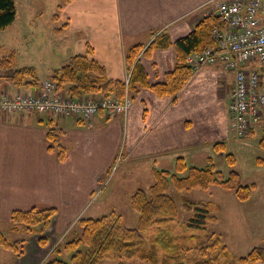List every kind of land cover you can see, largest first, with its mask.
<instances>
[{
    "label": "crops",
    "instance_id": "obj_1",
    "mask_svg": "<svg viewBox=\"0 0 264 264\" xmlns=\"http://www.w3.org/2000/svg\"><path fill=\"white\" fill-rule=\"evenodd\" d=\"M217 1L71 0L62 5L63 27L56 28L61 39L57 53L63 59L34 67L42 82L90 45L91 57L106 68L109 78L123 80L129 46L147 42L157 29L168 31L173 40L186 35ZM175 61L173 47L155 50L143 61L149 81H163ZM232 87V73L212 64L195 72L175 101L141 88L126 116L100 112L87 121L47 112H0V222L8 221L15 209L54 207L57 215L49 229L53 225L61 233L70 221L94 212L91 207L98 205L121 151L122 161L135 166L132 178L118 182L123 186L130 180L136 188L153 183L154 168L173 170L179 156L190 163L205 158L206 149H215L214 144L225 142L233 131L228 112ZM20 91L32 90L1 79L0 93ZM50 127L61 132L67 149L64 161L50 148ZM143 180L151 183L146 187Z\"/></svg>",
    "mask_w": 264,
    "mask_h": 264
},
{
    "label": "trees",
    "instance_id": "obj_2",
    "mask_svg": "<svg viewBox=\"0 0 264 264\" xmlns=\"http://www.w3.org/2000/svg\"><path fill=\"white\" fill-rule=\"evenodd\" d=\"M70 1L63 0V4ZM16 17L15 0H0V29L13 24ZM221 26L217 15L205 14L188 34L175 40L168 31L157 29L150 33L147 42L129 46L125 52V62L130 74V95L134 97L141 88L147 87L159 96H170L175 101L194 72L187 64V56L207 46H216L212 31L214 27ZM169 47L175 49V64L166 72L163 81L151 83L143 61L155 50ZM92 53L93 48L88 45L85 54L73 55L67 63L54 70L49 78L70 96L124 97L125 81L109 78L106 68L91 57ZM2 78H8L14 86L30 88L32 91H39L43 82L34 66H16L13 51L9 55L0 56V81ZM47 137L51 142L50 148L57 151L60 161H64L67 149L61 142V132L50 127ZM259 145L264 148V133ZM214 148L222 151L224 142H216ZM226 159L231 165L236 163L232 153H227ZM152 175L153 183L148 188L139 186L130 198V207L139 215L136 227L125 225L122 214L116 209L100 217L83 216L78 219L80 232L74 238L67 239L62 247L54 248L55 252L52 251L51 257L42 261V264H100L106 258H112L117 264H129L132 259L150 264L264 263V246H256L246 255L237 257L216 232L202 231L186 236L177 234L175 230L179 209L175 198L168 193L172 186L177 190L189 191L196 188L207 189L218 184L224 190H234L240 200L247 201L256 183L244 184L241 174L234 169L226 177L216 169L212 157H208L207 163L199 167L179 156L173 170L154 168ZM181 201L183 209L191 213L183 225L192 229L206 230L209 220L218 218L216 213L221 210V206L212 201L194 200L187 196H182ZM56 215L57 209L54 207L15 209L10 215L11 228L14 233H19L24 226L29 234L38 235V243L45 246L48 238L44 234ZM149 229H153L154 234L147 239L144 232ZM25 247V238L11 241L0 228V248L21 257ZM62 252L69 254V258H62Z\"/></svg>",
    "mask_w": 264,
    "mask_h": 264
},
{
    "label": "rangeland",
    "instance_id": "obj_3",
    "mask_svg": "<svg viewBox=\"0 0 264 264\" xmlns=\"http://www.w3.org/2000/svg\"><path fill=\"white\" fill-rule=\"evenodd\" d=\"M15 3L17 7L16 20L7 28L0 29V56L9 55L13 51L17 67L32 65L39 67V69L46 62L48 63L49 60L52 62L62 60L63 55L57 53L59 51L58 45L60 44L58 39L60 38L56 28L63 27L62 19L59 18L63 9L60 7L64 3L63 0H15ZM132 100L134 101V99ZM263 133L264 116L256 124V127L250 130L243 139H238L232 131L224 142L222 151L219 152L212 148L206 149L205 151H208V154L206 153L207 156L205 155V158H199V160L193 162L195 165L202 167L206 163L207 158L212 157L216 169L223 172L226 177L229 175L230 170L234 169L241 174L244 184L256 183L247 201L240 200L234 190H224L218 184L212 185L207 189L196 188L189 191L177 190L172 186L168 193L175 198L179 209L177 230H175L177 234L186 236L187 234L202 231L216 232L220 235L223 243L237 257L246 255L256 246H264V148L259 145ZM227 153L234 154L236 158L234 165L227 162ZM123 159L124 157L122 156ZM121 161L115 165L113 172L110 173V182L97 199L98 205L91 207L95 208L94 212L90 210L87 212V215L90 217H100L116 209L122 214L125 225L136 227L139 215L130 207V198L136 189V185L131 184L133 181L130 180L123 186L118 182L125 183L127 176L132 178L134 176L133 169L135 165ZM143 177L145 178V176ZM104 182L106 185L107 181ZM143 182L145 186L151 183L147 180H143ZM117 192L119 195L113 197L112 194ZM182 196L219 204L221 210L216 213L218 218L209 220L206 230L192 229L184 226V221L191 213L183 209ZM83 216L70 221L61 233L58 230H54L56 228L52 225V228L44 234L48 238L45 246H41L38 243V235L29 234L24 226L21 227L19 233H14L11 228L10 217L8 221L0 222V228L6 233L9 240L26 239L25 252L21 257H18L9 250L0 248V264H42V260L44 261L51 257L52 251L59 248V246L62 247L67 239L74 238L77 232H80L81 227L78 225V219ZM153 234V229L144 232V236L147 239ZM31 254L33 257L29 260V257L32 256ZM62 254V258H69V254L65 255L64 252ZM100 264H117V261L112 258H106ZM129 264L150 263L132 259ZM254 264L264 263L257 262Z\"/></svg>",
    "mask_w": 264,
    "mask_h": 264
},
{
    "label": "built area",
    "instance_id": "obj_4",
    "mask_svg": "<svg viewBox=\"0 0 264 264\" xmlns=\"http://www.w3.org/2000/svg\"><path fill=\"white\" fill-rule=\"evenodd\" d=\"M206 14L217 15L221 27H214L216 46L191 52L187 64L195 72L205 65L220 64L233 75L228 106L231 128L242 139L264 116V0H218ZM76 97L63 94L51 79L42 82L39 91L0 94L3 112H51L58 116H76L91 120L96 114L127 115L133 105L129 93ZM119 154L118 160H121Z\"/></svg>",
    "mask_w": 264,
    "mask_h": 264
}]
</instances>
